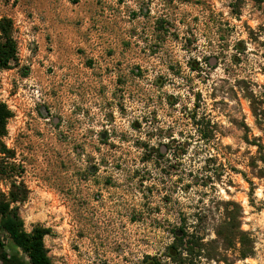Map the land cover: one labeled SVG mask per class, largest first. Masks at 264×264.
Listing matches in <instances>:
<instances>
[{
	"label": "rangeland",
	"instance_id": "374dc122",
	"mask_svg": "<svg viewBox=\"0 0 264 264\" xmlns=\"http://www.w3.org/2000/svg\"><path fill=\"white\" fill-rule=\"evenodd\" d=\"M3 17L19 60L0 70L27 191L16 207L27 231L49 229L52 264H173L175 232L199 213L214 237L228 199L256 246L234 264H264V177L242 126L264 144L245 90L264 100V0H0Z\"/></svg>",
	"mask_w": 264,
	"mask_h": 264
},
{
	"label": "trees",
	"instance_id": "16d2710c",
	"mask_svg": "<svg viewBox=\"0 0 264 264\" xmlns=\"http://www.w3.org/2000/svg\"><path fill=\"white\" fill-rule=\"evenodd\" d=\"M18 61L14 23L10 18L3 17L0 19V70L9 69L18 64ZM245 90L252 112L264 132V100L260 99L251 87L247 86ZM12 117L13 112L7 103L0 101V264H16L6 251L5 237L21 248L30 264H52L44 239L49 229L35 226L31 231H27L16 207L17 203L26 200L27 191L23 182L18 179L22 168L17 162V152L14 148L8 147L4 140L8 135L7 125ZM196 118L194 123L198 128L200 139L206 144L215 141L220 133L217 125L205 117ZM242 126L245 129L246 141L258 147L256 154L248 152L246 166L253 176L263 178L262 138L254 137L253 141H250L248 124L242 121ZM214 173L217 179L221 178V169H214ZM242 173L247 176L246 172ZM247 180L253 190L254 182L252 179ZM4 183L7 184L8 191L2 190L1 186ZM222 205L224 212L221 220L213 227L214 237H208V228L205 224L208 216L205 217V221L203 215L199 213L194 214L193 223H185L175 232L173 251L170 253L173 264H200L202 259L215 261L218 264H234L236 260L255 256V240L242 226L244 216L242 204L235 199H228L222 201ZM17 264L23 263L17 261Z\"/></svg>",
	"mask_w": 264,
	"mask_h": 264
},
{
	"label": "flooded vegetation",
	"instance_id": "af4514ba",
	"mask_svg": "<svg viewBox=\"0 0 264 264\" xmlns=\"http://www.w3.org/2000/svg\"><path fill=\"white\" fill-rule=\"evenodd\" d=\"M92 171L95 172L96 171V168L93 166L92 167ZM84 177H87L86 175H84Z\"/></svg>",
	"mask_w": 264,
	"mask_h": 264
}]
</instances>
